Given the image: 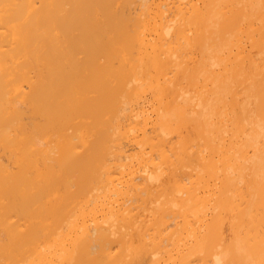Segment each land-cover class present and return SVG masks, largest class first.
<instances>
[{"label":"bare ground","instance_id":"bare-ground-1","mask_svg":"<svg viewBox=\"0 0 264 264\" xmlns=\"http://www.w3.org/2000/svg\"><path fill=\"white\" fill-rule=\"evenodd\" d=\"M0 264H264V0H0Z\"/></svg>","mask_w":264,"mask_h":264},{"label":"rangeland","instance_id":"rangeland-1","mask_svg":"<svg viewBox=\"0 0 264 264\" xmlns=\"http://www.w3.org/2000/svg\"><path fill=\"white\" fill-rule=\"evenodd\" d=\"M126 148H128V150H129V152L131 151H136V146L134 145V143L133 144H127L126 146H125ZM135 148V149H134Z\"/></svg>","mask_w":264,"mask_h":264}]
</instances>
